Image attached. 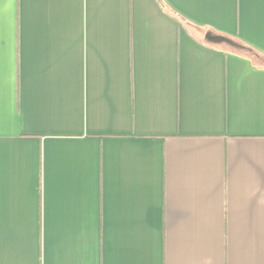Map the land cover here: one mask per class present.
Segmentation results:
<instances>
[{"label":"crops","instance_id":"crops-1","mask_svg":"<svg viewBox=\"0 0 264 264\" xmlns=\"http://www.w3.org/2000/svg\"><path fill=\"white\" fill-rule=\"evenodd\" d=\"M0 264H264V0H0Z\"/></svg>","mask_w":264,"mask_h":264},{"label":"trees","instance_id":"trees-1","mask_svg":"<svg viewBox=\"0 0 264 264\" xmlns=\"http://www.w3.org/2000/svg\"><path fill=\"white\" fill-rule=\"evenodd\" d=\"M224 37H226V36H224ZM226 38L229 39L230 42H221V43H214V44L220 45V46L227 48V49H230V50H234L236 52L246 54L248 56H254L255 54L256 55L258 54L255 52L254 49H252L251 47H249L248 45H246L242 41L235 39V38L232 39L230 37H226Z\"/></svg>","mask_w":264,"mask_h":264},{"label":"water","instance_id":"water-1","mask_svg":"<svg viewBox=\"0 0 264 264\" xmlns=\"http://www.w3.org/2000/svg\"><path fill=\"white\" fill-rule=\"evenodd\" d=\"M207 38L215 43H221V42H230L229 39H227L226 37L224 36H215V35H211V34H208L207 35Z\"/></svg>","mask_w":264,"mask_h":264}]
</instances>
